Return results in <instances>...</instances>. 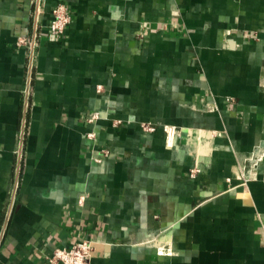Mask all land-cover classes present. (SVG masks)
Returning a JSON list of instances; mask_svg holds the SVG:
<instances>
[{"label":"crops","instance_id":"0c3cea01","mask_svg":"<svg viewBox=\"0 0 264 264\" xmlns=\"http://www.w3.org/2000/svg\"><path fill=\"white\" fill-rule=\"evenodd\" d=\"M83 238L90 264H264V0H0V264Z\"/></svg>","mask_w":264,"mask_h":264},{"label":"built area","instance_id":"2783aa9c","mask_svg":"<svg viewBox=\"0 0 264 264\" xmlns=\"http://www.w3.org/2000/svg\"><path fill=\"white\" fill-rule=\"evenodd\" d=\"M71 21V15L69 11L67 10L66 6L62 3H57L55 6L51 9V17L50 21L48 23V29L52 33L61 34L64 32L66 26ZM41 30V26L36 27V30L33 34L34 37L37 36L39 31ZM27 40L25 38H19V43H26ZM28 84L27 88L25 89V95H26V103L25 106H27V98L29 96V84L31 80V74L33 69V57H34V40L28 42ZM99 116L98 112H94L88 120H92L94 118H97ZM140 128L143 131L151 132L156 129V124L150 123V122H141L139 124ZM163 131L166 135V144L168 146H175V142L177 139V136L179 135L180 129L175 125H163L162 126ZM88 136H93L92 133H89ZM258 150L256 153L255 159H260V153ZM250 164V166H248ZM258 164V161L255 160L253 162L249 161L248 165H241L239 166V172H240V179L243 180V182H246L250 177H252L255 172V166ZM197 170H191V174L194 175V172ZM83 200V196H79L78 202L81 203ZM100 241L94 240L92 238H83L72 245L65 246V247H56L52 251L51 255L47 257V263L48 264H90L92 257L96 254V252L100 249ZM162 252V251H161Z\"/></svg>","mask_w":264,"mask_h":264},{"label":"bare ground","instance_id":"6f19581e","mask_svg":"<svg viewBox=\"0 0 264 264\" xmlns=\"http://www.w3.org/2000/svg\"><path fill=\"white\" fill-rule=\"evenodd\" d=\"M197 153V152H196Z\"/></svg>","mask_w":264,"mask_h":264}]
</instances>
